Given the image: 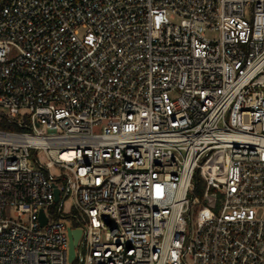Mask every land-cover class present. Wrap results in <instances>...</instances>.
Wrapping results in <instances>:
<instances>
[{"label":"built area","instance_id":"obj_1","mask_svg":"<svg viewBox=\"0 0 264 264\" xmlns=\"http://www.w3.org/2000/svg\"><path fill=\"white\" fill-rule=\"evenodd\" d=\"M74 263L264 264V0H0V264Z\"/></svg>","mask_w":264,"mask_h":264},{"label":"water","instance_id":"obj_2","mask_svg":"<svg viewBox=\"0 0 264 264\" xmlns=\"http://www.w3.org/2000/svg\"><path fill=\"white\" fill-rule=\"evenodd\" d=\"M59 198V189L56 188V200ZM41 222L42 224H45L47 222V218L43 212L41 211ZM82 231L80 229H70L69 230V256L68 260L69 262H72L75 259V247L79 241V238L81 236Z\"/></svg>","mask_w":264,"mask_h":264},{"label":"trees","instance_id":"obj_3","mask_svg":"<svg viewBox=\"0 0 264 264\" xmlns=\"http://www.w3.org/2000/svg\"><path fill=\"white\" fill-rule=\"evenodd\" d=\"M195 186H196V192L199 195H202V193L205 189V183L202 180V178L200 177V174H198V173L195 176ZM74 264H76V263H74Z\"/></svg>","mask_w":264,"mask_h":264},{"label":"rangeland","instance_id":"obj_4","mask_svg":"<svg viewBox=\"0 0 264 264\" xmlns=\"http://www.w3.org/2000/svg\"><path fill=\"white\" fill-rule=\"evenodd\" d=\"M248 15H249V11L247 10V16ZM39 156H40V159H41V162L42 163H45L47 161V158H46V156H45V154L43 152H40ZM70 203H71V200H68L67 201L66 209L68 208V206L70 205Z\"/></svg>","mask_w":264,"mask_h":264}]
</instances>
